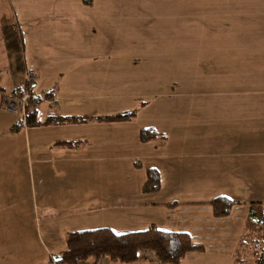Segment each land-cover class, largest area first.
<instances>
[{
	"label": "rangeland",
	"instance_id": "374dc122",
	"mask_svg": "<svg viewBox=\"0 0 264 264\" xmlns=\"http://www.w3.org/2000/svg\"><path fill=\"white\" fill-rule=\"evenodd\" d=\"M213 2L0 0V31L10 32L7 35L9 42L13 35L11 25L14 31L21 33L22 38L26 34V25L30 30L34 29L28 21L24 24L23 14H37L34 21L37 23L38 17L49 20L55 13L68 11L80 19L81 28H91L90 23L94 24L93 33L82 38L75 18L67 21L71 34L64 30L62 34L63 37L72 36L73 45L62 40L57 42V48L74 53L71 58L77 59V54H82L80 49L83 45H103L105 77L100 68L95 72L88 71L91 67L84 65L76 70V65L67 62V67L59 66L61 71L55 74L48 70L50 64H43L47 71L40 75L37 86L42 89V82L48 89L54 87L59 109L73 116L91 117L134 113L125 127L119 125L109 133V127H104L107 125L91 127L94 125L90 123L59 125L53 129L57 135L67 136L68 132L78 137H92L88 145H76L72 153L75 150H93L89 160H77L75 155L73 158L69 156L71 152L64 153L63 161L58 162L60 170L55 168L53 161L50 165L46 162L43 170L55 173L54 185L49 183L48 177H38L40 166L37 163L31 165L29 153L23 140H20L22 133L15 135L18 136L16 145L4 147L11 149L13 159L4 162L7 169L0 170V255H3L0 264L8 261V256L13 255L8 251L13 249L24 251L25 255H29V250L36 251V260H42L45 251L40 225L43 211L50 207L64 220L57 225L59 233L103 227L114 219L130 220L126 215L110 214L115 212L108 203L110 198L136 191L144 181L146 168L157 169L165 187L163 173L170 167L173 181L165 193L172 196L171 200L185 203L210 201L214 197L234 193L231 184L236 185L237 178L231 176L230 170L234 168L233 160H238L239 153L242 157L238 163H249L252 171L255 165L256 175L245 180L250 189L245 187L243 179H239L240 185L235 187L241 191L245 189V192L263 188L264 197V177L260 174L264 170V145L249 143L235 148L233 141L236 136L232 133L230 121H224L229 113H215L213 110L214 106L228 107L237 102L244 107L264 106V73L261 74L264 71V24L258 26V19H254L252 32L241 31L247 29L246 26L237 29L230 24L229 29L220 30L215 23L217 17L212 11ZM199 5L203 10L195 11ZM192 16H196L195 20ZM248 19L253 21L252 17ZM202 21L205 26H202ZM37 29L35 27L32 34L30 31L27 33L29 42L35 45L26 47L27 52L38 51L39 55H44L41 51L47 50L48 54L51 53L53 45H44L41 51L36 47L43 42L41 38L44 34L38 33ZM53 34L48 32L46 36ZM16 46H19L17 42ZM25 72L23 81H26ZM31 74L29 82H36V74ZM82 74H88L89 78L82 77ZM146 128L154 129L165 139L140 143L138 131ZM123 129H126L125 133ZM115 132L125 135L127 144H117L113 137L107 143L96 140L103 135L113 136ZM241 136L240 133L237 135ZM46 189L57 193L50 194ZM54 205L57 207L53 208ZM92 205L101 206L95 209L90 208ZM153 213L154 219L162 220L175 215L165 207H158ZM13 218H20L21 224H16ZM153 218L151 215L150 219ZM248 218L249 213L245 215L241 237L233 247L232 264H255L254 250L264 249V225L252 228L248 225ZM18 234L22 236L19 241L7 239ZM224 243L222 241V245ZM214 245L216 242L206 245L208 253H216L212 250ZM223 251L216 261L211 259V255L200 262H190L191 252L184 256L187 260L184 263L228 264L225 251L232 250L225 248ZM30 257L24 264L36 263Z\"/></svg>",
	"mask_w": 264,
	"mask_h": 264
},
{
	"label": "crops",
	"instance_id": "0c3cea01",
	"mask_svg": "<svg viewBox=\"0 0 264 264\" xmlns=\"http://www.w3.org/2000/svg\"><path fill=\"white\" fill-rule=\"evenodd\" d=\"M214 8L213 12L214 15L217 17L215 18V23L218 25V28L221 30V28L229 29L230 25L235 26L237 29L240 27L246 26L247 29H243L241 31L243 32H252L254 29V19H258L256 21L258 26H262V23L264 24V0H214ZM200 6V5H199ZM195 8V11H202V7ZM5 12V11H4ZM40 12V11H38ZM7 13V12H5ZM24 13V12H23ZM28 13V12H27ZM51 14V12L49 13ZM195 14V12H194ZM37 14H23V22L28 21V23H31L35 27H38L36 30L38 33H44L42 39V43H39V51H41V48H45V46L53 45L54 48H52L51 53H47L48 51L45 50L41 51L44 53L42 55L38 51H35L34 53L30 54L27 52V48L29 46H34V44L29 42V39L26 37L27 33L30 31L31 34L34 32L33 30H30L29 27H24L26 34L25 37L22 38L21 33H17L14 31V27L11 25V34L10 36V42L8 39V36L10 32L6 31H0V170L1 169H7L5 167V163L7 161H11L12 153L11 149L4 148L6 146H12L16 145V137L17 133H22L23 137L20 136V140H23V145H25L26 151L29 153V158L31 165L34 166L36 163L40 166V173L38 174L39 178H45L48 177L50 179L49 183L55 182V173L51 170H43L44 164H52L57 167L58 170L61 167L58 162L63 161L64 153L69 154V152H73V148L77 145V147L82 145H88V141H91L92 137H88L85 135L75 136V134H71L66 132L68 135H57L58 133L53 130L56 129L59 125H53V126H47V127H32V128H23L19 130L18 132L11 131V128L16 123L18 116L16 117L14 113L7 112L3 109V99L1 98L2 95L10 93L12 90L16 89L17 87H20L23 83V75L24 72L29 70L31 72H34L37 76V81L33 84V92L35 95L42 96L46 92H52L54 102L50 103V101H43L38 106V117L40 119H43L47 115H55V116H65V115H71L69 112L62 111L58 108V101H57V94L54 87L47 88L45 87L42 82L41 86L42 89L37 86V82L40 79V75L47 71L46 67H43V64H50L51 67L48 68L52 73L55 74L59 73L61 69L58 67H67L66 63L70 62L74 65H76V70H80L81 66H86L87 68L91 67L88 71H94L98 68L102 70V76H104V67L105 64L102 61L103 50L102 46L99 44L98 46L94 44H90L89 46L83 45L80 49L82 54H77V59L71 58L75 54L74 53H66L65 49L61 48L58 49L57 42L58 41H65L67 43H70V45H73V39L72 36L63 37L62 30L67 31L68 34H71L69 32V25L67 21L72 20L74 15L68 11L58 12L55 13L49 20L47 18H39L38 22L35 23V17H37ZM83 16V15H82ZM81 16V18H82ZM196 16H192V19L195 20ZM248 17H252L253 21H250ZM8 22V17L5 16ZM234 18V19H232ZM29 19V20H28ZM225 19V20H223ZM75 20L79 23V36H90V34L93 33V27L94 24L90 23L91 28H81L80 19L75 18ZM205 22L202 21V26ZM24 24H27L24 23ZM261 29V28H259ZM19 31V30H18ZM48 32H54L53 36L47 37L46 34ZM17 36L15 37V35ZM86 41V40H85ZM90 41V39H89ZM16 42L19 44V46H16ZM45 45V46H44ZM22 50H21V49ZM78 50V46H76ZM50 50V48H48ZM88 50V51H83ZM19 51V55H18ZM47 51V52H46ZM54 51V52H53ZM39 55V56H38ZM69 57H66V56ZM87 56V57H86ZM84 57L86 61L84 60ZM33 59V60H32ZM81 60V61H80ZM99 64V65H98ZM264 71H261V74L263 75ZM82 77H88V74L84 76L85 74H82ZM90 77H93L90 75ZM105 77V76H104ZM89 78V77H88ZM41 81V80H40ZM228 106V105H227ZM201 110H204V108H201ZM213 110L215 113L220 112L223 114L224 112H228V116L225 117L224 121L229 120L230 127L232 128V133L235 134V139L233 141V145L235 148L245 145L247 146L249 143L252 145H264V106L260 107H244L242 104H239L238 102L235 105H230L228 107H219L214 106ZM260 114H256L259 113ZM244 114H247L246 116ZM252 114V115H251ZM223 120V118H221ZM131 121V120H130ZM130 121L127 122H115V123H98L94 121H88L78 124H60V125H81L86 124L88 125H94L91 127H95V125H100L98 127L104 126L109 127L107 128L108 133L112 130L114 127H118L119 125H125L128 124ZM116 125V126H115ZM111 127V128H110ZM125 127V126H124ZM104 128V129H105ZM87 130V129H86ZM126 129H123V132ZM139 132V131H138ZM125 133V132H124ZM241 134V137H237L238 134ZM91 135V133H87ZM227 133H224L226 135ZM258 135V139H257ZM114 138V140H117V144L125 145L127 144L126 136L125 135H119L117 132L113 136L109 134V136H100L96 137L97 141H102L103 143L110 142V139ZM121 138V139H120ZM251 138V139H250ZM155 140V139H154ZM154 140H150L148 142H140L142 144H147L150 142H153ZM222 140H224L222 138ZM19 141V139H18ZM63 141H69L74 142L71 143V146L66 145H58V142ZM15 142V143H14ZM14 143V144H13ZM92 143V142H91ZM76 152L70 154L71 158L75 155L77 157V160H89L91 159V153L93 150H75ZM242 157V156H241ZM240 154L237 153V159L239 160ZM249 158V156H247ZM238 160H233L234 168L230 170L231 176H234L237 178L236 185L232 186L231 184V190H233L234 193H231L230 195H226L225 197L229 198L233 202H239L238 204L235 203L233 206L230 214L228 217L224 219H214L211 216L210 209L207 205H205L208 201H195L190 203H185V201L182 200H171L169 193H165V189H169L171 181H173V175H171L170 167L166 168L165 173H163V177H165L164 182L166 184L165 187L162 186L163 178L161 173H159L160 177V188L157 192L151 193V194H143L141 192V186L136 189V191L132 192L131 194L127 192V195H125V192L121 195H118L116 197L110 198V202L108 203L109 207L113 209L115 214L117 216L126 215L130 218V220H120V219H114L113 221H110L109 223L103 224V227L99 228H109L115 233H126V232H134V231H141L146 229L149 226H155L159 229L164 230H170V231H178V232H185L190 236V239L193 244L197 246H202L204 249L202 252H194L191 257V261L193 262L197 260L198 262L209 258L212 255V258L214 261L218 259L219 256H222L223 250L225 248H230L232 252H226L225 251V258L227 260L228 264H232V254L235 248L234 245H236V242L239 241V238L241 237L240 232L242 231L243 223L245 215H247L249 204L252 202H260L264 205V197H263V191L262 189H256V190H246L243 191L239 190L236 187H239V179H243L242 182H245V187L247 189H250L248 182L245 180H249V176L256 175L254 173V166L253 165V171H252V165L249 163H238ZM220 171L223 170L221 165ZM47 169H50L47 168ZM260 174L264 177V170L260 172ZM169 178L171 180H169ZM145 179V176H144ZM182 181V180H180ZM144 182V181H143ZM142 182V183H143ZM241 182V181H240ZM46 186V185H45ZM236 186V187H235ZM244 187V188H245ZM47 188V187H45ZM236 188V190L234 189ZM46 191L50 194L57 193V191ZM45 191V192H46ZM168 191V190H167ZM239 191L246 193L247 195H243V193H240ZM232 192V191H231ZM236 192V193H235ZM160 194V195H159ZM223 196V195H222ZM42 198V194H41ZM171 200V201H169ZM97 204V203H96ZM102 205V204H101ZM101 205H92L90 208H99ZM57 207V206H56ZM55 205L53 208H56ZM165 207L167 211H172L174 213L173 216H166L164 220L162 219H154V211L157 208ZM50 207L47 210L43 211V218L41 219V233L44 237L43 239V248L45 251V256L42 258L41 261L36 260V251L29 250V255H25L24 251L13 249L9 250V259L3 264H24L26 261V258L34 259L36 260V263L33 264H55L52 261V256L56 255L63 251L65 247V243L63 246V242L65 241L66 234L71 231H63L64 236L62 233L58 232L57 225L64 223L62 220V217H59L54 212L55 210L51 209ZM51 209V210H50ZM78 212V211H76ZM167 214V213H165ZM61 215V213H60ZM152 215L153 219H150V216ZM17 222L16 224H21L20 218H13ZM155 220V221H151ZM62 221V222H61ZM148 222H152L151 224H148ZM155 222V223H154ZM75 224V223H74ZM14 227V225H12ZM100 226V225H99ZM20 228V227H19ZM99 228H90V229H99ZM77 231V230H72ZM61 236V237H60ZM20 234L9 236L8 240L13 241H19L21 240ZM5 238V237H2ZM221 243L219 244V242ZM222 241L227 242L222 245ZM215 243L214 249L216 253L211 254L208 253L209 249L206 247V245H210L211 243ZM213 246V245H212ZM223 248V249H222ZM3 255H0L1 258ZM7 257V258H8ZM189 257V258H190ZM188 258V259H189ZM5 261V260H3ZM187 260H184V258L181 260L179 264H185L184 262ZM40 262V263H38ZM78 264H93L90 259L80 262ZM97 264H120V263H113L108 260H100ZM140 264H158L155 262H145Z\"/></svg>",
	"mask_w": 264,
	"mask_h": 264
},
{
	"label": "trees",
	"instance_id": "16d2710c",
	"mask_svg": "<svg viewBox=\"0 0 264 264\" xmlns=\"http://www.w3.org/2000/svg\"><path fill=\"white\" fill-rule=\"evenodd\" d=\"M32 73L31 71H29ZM33 83L23 81L20 87L10 94L21 96L25 91L30 95L25 108V117L18 119L11 131L18 132L23 128L47 127L60 124H78L88 121L98 123L127 122L134 117L133 112H121L109 115L91 116H55L47 115L43 119L38 117V106L43 101L54 102L52 92L42 96L35 95ZM165 137L152 128L141 129L138 132L140 142H148ZM74 142L63 141L58 145L71 146ZM144 182L141 185L143 194L157 192L160 188V177L157 169L150 167L144 171ZM212 218L223 219L229 216L235 203L225 196H217L208 201ZM249 226L257 228L264 225V205L252 202L248 207ZM203 248L192 243L190 236L185 232L170 231L149 226L141 231L115 233L109 228L71 231L66 234L65 247L62 252L53 255L55 264H78L88 259L93 264L100 260H108L120 264H140L155 262L158 264H179L188 253L202 252ZM255 264H264V249L254 250Z\"/></svg>",
	"mask_w": 264,
	"mask_h": 264
},
{
	"label": "built area",
	"instance_id": "2783aa9c",
	"mask_svg": "<svg viewBox=\"0 0 264 264\" xmlns=\"http://www.w3.org/2000/svg\"><path fill=\"white\" fill-rule=\"evenodd\" d=\"M29 73V70L25 72V78L27 83H32L29 82L30 79L28 77L31 74ZM29 97L30 95L27 91H25L21 96H14L10 93L4 94L1 96V98L3 99V109L7 112L18 114L23 120V118L25 117V108Z\"/></svg>",
	"mask_w": 264,
	"mask_h": 264
}]
</instances>
